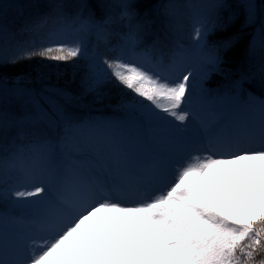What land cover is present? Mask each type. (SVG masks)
<instances>
[{
  "label": "snow or ice",
  "instance_id": "obj_1",
  "mask_svg": "<svg viewBox=\"0 0 264 264\" xmlns=\"http://www.w3.org/2000/svg\"><path fill=\"white\" fill-rule=\"evenodd\" d=\"M31 6L47 10L26 22V28L34 31L50 24L52 30L39 44L21 48L11 57L12 63L33 57L57 62L87 59L84 91L98 93L114 80L149 103L146 119L164 120L158 115L162 112L175 122L169 130L176 149L133 170L120 145L114 143L109 148L112 164L105 182L63 179L46 142L32 149L27 160L19 149L0 155V173L26 165L32 176L47 175L55 182V194L41 212L39 230L49 236L42 250L36 252L32 236L20 243L0 232V264H264V102L259 104L258 119L230 131L214 130L201 122L203 143L175 169L174 180L152 191L167 180L176 155L187 144L186 131L196 123L195 113L186 110L198 102L191 86L194 72L206 77L217 69L221 51L231 47L232 40L211 47L201 68L188 70L178 61L179 53L171 54L166 64L163 52L153 61L155 46L136 51L140 37L130 30L121 37L120 54L101 61L88 55L85 41L94 34L107 42L111 33L104 25L111 18L101 25L91 14L85 18L81 11L69 13L70 8L83 10L87 5H72L68 0H40ZM225 6L222 2L212 5L215 9ZM7 7V0H0V21ZM119 7L124 9L121 19L131 20L130 6ZM246 7L251 16L254 6ZM208 31L203 23L195 28L202 48ZM3 34L0 26V39ZM69 34L75 38L68 39ZM4 62L0 57V64ZM172 72L178 74L173 77ZM4 123L0 118V128ZM45 192L43 184H36L13 195L26 200ZM128 198H138V202H121Z\"/></svg>",
  "mask_w": 264,
  "mask_h": 264
},
{
  "label": "rangeland",
  "instance_id": "obj_2",
  "mask_svg": "<svg viewBox=\"0 0 264 264\" xmlns=\"http://www.w3.org/2000/svg\"><path fill=\"white\" fill-rule=\"evenodd\" d=\"M134 1L73 0L72 5L84 3L87 7L83 10L73 7L71 13L81 11L85 18L91 14L101 25L111 18V23L104 25L111 35L107 42L103 40L99 42L102 45L107 44L105 50L101 52L112 58L120 54L121 37L126 36L130 30L137 32L140 37L141 42L137 45L136 51L153 47V35L156 36L159 30L152 28L156 18L138 19L132 9ZM221 2L226 6L219 9L212 7ZM125 3L130 6L128 10L132 13L131 20L126 17L121 19L124 9L119 5ZM248 4L254 6L251 16L246 7ZM106 5L112 7H105ZM231 6L241 9L244 24L250 29V57L247 70L240 81H235L234 85L225 88L218 95H206V92H202L205 89H200L204 79L217 76L220 68L210 70L206 77L199 71L194 72L195 78L191 80L192 91L200 90L202 96L197 98L194 95L198 102L186 110L195 113L196 123L190 125L186 131L187 144L176 155L167 180L153 188V192L162 190L174 180L175 169L191 159L198 145L203 143L205 130L201 122L207 123L214 130L230 131L237 125L258 119L259 104L264 102V97H258L249 90L240 93L242 84L246 82L249 85L252 78L256 79L257 84L264 90V0H160L155 4L163 28L161 32L167 31L170 39L163 46L158 44L159 46L154 48L152 59L155 61L160 52H163L164 62L167 64L171 54L179 53L178 61L188 70H198L204 64L203 56L210 49L207 38L221 22H224L221 11ZM21 7L22 5L7 7L4 18L0 21V26L4 29L3 38L0 39V57L5 61L0 64V118L5 122L3 128H0V155L19 149L27 160L32 149L46 142L55 154L63 179L68 182L81 178L105 182L112 164L109 148L114 143L120 145L133 170L152 164L162 155L175 152V141L169 130V125L175 122L162 112H158V115L164 117V120H153L150 128L145 130L141 123L130 115L111 119L92 113L75 119L64 111L65 101L73 109H86L85 107L92 103V107L101 108L116 101V98H109L112 95L106 96L112 93L113 89L121 93L131 92L110 80L108 82L110 90L104 84L98 93H86L82 87V80L88 73L87 59L57 62L33 57L12 63L11 57L17 55L21 48L39 44L52 30L48 24L29 31L25 26L26 22L36 20L42 7L29 8L27 11H31L32 14L27 18L24 13L27 11H23ZM201 23L209 29L204 38L206 47L203 48L199 46L195 37V28ZM73 38L75 37L69 34L68 39ZM93 40L98 39L94 34L89 35L85 41V48L90 57L95 56L100 60L98 54L101 53L94 44H91ZM177 74L170 73L173 77ZM121 101L124 103L121 109L129 110L133 106ZM139 101L150 107L147 101L141 98ZM165 120L168 124H165ZM68 123L71 124L70 128L67 126ZM36 184H43L46 188L41 197L26 200L14 197L15 191L31 189ZM54 194V180L47 175L32 176L26 165L10 167L0 173V232L20 243H24L32 236L36 252L41 251L43 242L49 239L47 234L39 230L41 212L44 203L51 200ZM121 202L136 203L138 198H128Z\"/></svg>",
  "mask_w": 264,
  "mask_h": 264
},
{
  "label": "trees",
  "instance_id": "obj_3",
  "mask_svg": "<svg viewBox=\"0 0 264 264\" xmlns=\"http://www.w3.org/2000/svg\"><path fill=\"white\" fill-rule=\"evenodd\" d=\"M34 1H37V0H29L25 2L24 4H22V7H21L23 8L22 10L27 11L29 8L32 9L33 7L31 5H33L32 2ZM159 1L160 0H135L132 3V9L138 19H155L156 18V20L152 24V28L159 29L157 30L159 35L163 36V33L161 32L163 28L160 25L158 13H156L157 9H155V4L158 3ZM72 2L73 0H68V3L72 4ZM46 10L47 9L42 7V9L39 10L38 12H40L41 14ZM68 11L71 13V8L68 9ZM24 13L25 15H27L26 18L31 16L32 14L31 11H27ZM221 16L224 18V22L223 23L221 22V23L226 25V27L224 28L217 27L212 32V34L208 36L207 40H208L209 46L210 48L214 46H219L221 41L224 39H231L232 44H231V47H229L226 51L222 50L220 53L222 56V63L218 67L220 68V70L217 76H212L209 78L206 77L207 79L205 78L203 81V85L200 90L205 89V91H202V92H206L209 95L221 93L225 88L230 87L231 85H234L235 81L237 80L240 81L241 80L240 78L247 70V67H248L247 64H248V60L250 57L249 56V46H250V37H251L249 35L250 29L244 24V15L241 12V9L235 6L224 8L221 11ZM167 37L168 36L166 34L163 36V39H161L162 44L166 43L165 40L167 39ZM91 44H94L97 48V51L101 53L103 56H105L103 52L101 51L105 50V46L107 44L102 45L99 42V40H93ZM101 54H98V55L100 56L101 59H103V56ZM105 57L108 58L107 56ZM255 80L256 79L254 78L250 79V85H248L247 87L250 88V90L257 95H260V96L264 95V91H262L261 87L257 84ZM108 82L109 81H107L105 85L110 90L111 87ZM244 84H247V83L244 82ZM113 86H115V84ZM243 88L247 89L246 87H243ZM200 90L195 93H198V94L202 93ZM109 95H112L109 98H116V101L112 100L114 102H110L109 104L111 105H105V106H102L101 108L92 107L93 105L92 103L91 105H89L90 107L86 106L85 107L86 109L84 108L83 109H78V108L73 109L72 106L68 104L66 101L63 103V106L65 108V111L74 117H79L81 115H86V114H90L93 112H96L102 116L121 115L126 112L136 115V116H140L147 110L146 109L147 105L145 106L144 102H140L139 98L135 97V95L132 94L131 92L124 91L121 93L113 89V92L107 94L106 96H109ZM121 100H123L127 104L128 103L133 104V106H131L129 110L121 109L122 105L124 104ZM128 101H131V102H128ZM116 103L121 106H115L117 105ZM256 259L257 261H259L261 257L258 256L256 257Z\"/></svg>",
  "mask_w": 264,
  "mask_h": 264
}]
</instances>
